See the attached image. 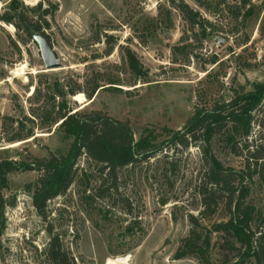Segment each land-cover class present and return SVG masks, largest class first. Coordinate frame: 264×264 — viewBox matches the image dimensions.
Listing matches in <instances>:
<instances>
[{"label": "rangeland", "instance_id": "374dc122", "mask_svg": "<svg viewBox=\"0 0 264 264\" xmlns=\"http://www.w3.org/2000/svg\"><path fill=\"white\" fill-rule=\"evenodd\" d=\"M178 1L0 0V160L19 161L0 197V264H50L47 246L55 233L77 264L122 257L127 264H198L192 254L174 255L190 228L188 213L201 208L204 165L196 144L165 146L120 168L116 187L99 162L81 154L72 182L42 210L31 196L40 171L23 165L64 153L72 140L55 125L40 127L47 124L44 108L60 100L50 96L54 80L65 89L98 84L91 97L67 94L73 110L101 109L128 121L135 137L150 128L157 140L167 138L165 127L181 128L196 105L264 81V0H184L199 11L204 31L190 24ZM20 12L42 25L58 66L45 69L34 38L41 33L28 34ZM126 46L146 67L144 77L127 67ZM250 139L264 140L261 114ZM213 149L224 164L241 165L243 156L221 140ZM248 198L264 202L258 183ZM211 255L222 258L215 249Z\"/></svg>", "mask_w": 264, "mask_h": 264}, {"label": "trees", "instance_id": "16d2710c", "mask_svg": "<svg viewBox=\"0 0 264 264\" xmlns=\"http://www.w3.org/2000/svg\"><path fill=\"white\" fill-rule=\"evenodd\" d=\"M176 5L192 26L198 24L205 30L203 22L197 18L200 15L197 9L184 0ZM47 12L48 9L43 8L41 14ZM18 15L25 21L28 34L37 31L49 42L40 23L27 21L22 12ZM11 17L3 18L10 20ZM123 58L135 77L146 75L147 69L133 49L126 46ZM98 86L95 84L89 91L80 84L65 89L54 80L50 96H58L60 100L44 108L47 124L41 123L40 127L55 125L72 140L64 153L51 152L49 156L36 157L29 164L23 163L40 171L31 191L36 209L42 210L48 199L66 190L76 174V161L81 154L99 162L100 170L116 187L120 168L140 158L148 159L165 146L186 147L194 143L202 150L204 165L199 183L201 208L197 214L188 213L190 228L181 239L175 257L192 254L198 264H264V202L257 204L248 198L255 183L264 191V140H249L258 115L264 117V81H253L248 89L234 90L229 99L209 106L196 105L181 128H164L168 133L164 140H157L150 128L135 137L128 121L98 108L73 110L67 94L75 96L76 91H83L91 97ZM217 139L232 154L243 156L238 168L224 164L214 151L213 142ZM16 163L19 161L0 160V197L7 174ZM175 167L176 162L172 160L171 170ZM214 249L222 257L219 262L211 255ZM47 257L50 264H77L57 233L49 239Z\"/></svg>", "mask_w": 264, "mask_h": 264}, {"label": "water", "instance_id": "95a60500", "mask_svg": "<svg viewBox=\"0 0 264 264\" xmlns=\"http://www.w3.org/2000/svg\"><path fill=\"white\" fill-rule=\"evenodd\" d=\"M39 44L40 55L42 57L45 69L54 68L60 64L48 40L42 35L37 34L34 36Z\"/></svg>", "mask_w": 264, "mask_h": 264}, {"label": "bare ground", "instance_id": "6f19581e", "mask_svg": "<svg viewBox=\"0 0 264 264\" xmlns=\"http://www.w3.org/2000/svg\"><path fill=\"white\" fill-rule=\"evenodd\" d=\"M128 263V257H122L115 261L114 264H127Z\"/></svg>", "mask_w": 264, "mask_h": 264}]
</instances>
